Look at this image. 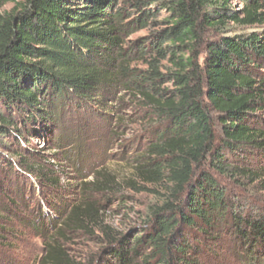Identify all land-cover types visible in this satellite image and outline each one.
I'll return each instance as SVG.
<instances>
[{"label": "trees", "instance_id": "obj_1", "mask_svg": "<svg viewBox=\"0 0 264 264\" xmlns=\"http://www.w3.org/2000/svg\"><path fill=\"white\" fill-rule=\"evenodd\" d=\"M126 95L149 123L129 187L158 189L130 237L103 227L105 262L215 264L222 234L261 246L264 212L241 192L264 190V0H0V191L18 168L57 190L60 167L29 165L34 140L79 111L109 119ZM97 206L66 207L37 264H74L60 240L102 227Z\"/></svg>", "mask_w": 264, "mask_h": 264}, {"label": "rangeland", "instance_id": "obj_2", "mask_svg": "<svg viewBox=\"0 0 264 264\" xmlns=\"http://www.w3.org/2000/svg\"><path fill=\"white\" fill-rule=\"evenodd\" d=\"M236 9L240 4L234 3ZM8 4L1 8L8 11ZM250 30L233 28V34H249ZM145 33L131 36L135 40ZM123 97L118 101L116 114L111 118L79 111L66 117L59 135L52 142L47 138L34 140L40 151V158L30 159L32 166L42 160L60 167L57 190L44 188L38 177L18 172L22 178L10 176L11 188L0 191V264H37L44 253V247L60 227V220L66 207L77 205L82 197L91 198L98 206L96 221L98 228L89 219H84L86 229L65 236L60 240L67 257L74 264L106 263L107 244L103 227L130 237L146 220V210L156 201L158 188L140 185L146 189L129 187L132 178L131 162L143 150V134L149 123L144 122L140 110L141 101ZM112 105L108 103V106ZM104 112H108L106 109ZM111 119V120H110ZM67 162H60L63 155ZM54 168V173H57ZM24 177V178H23ZM25 177L27 179H25ZM98 177V178H96ZM105 184L101 192L84 194L92 190L89 185L96 182ZM140 189V188H139ZM153 189V190H152ZM241 193L249 199L252 207L264 212V190L258 184L244 189ZM201 245L206 246L205 243ZM217 250L206 246L215 258V264H264V242L252 251L237 242L231 235L219 236Z\"/></svg>", "mask_w": 264, "mask_h": 264}]
</instances>
